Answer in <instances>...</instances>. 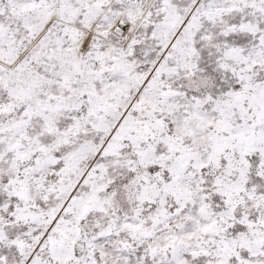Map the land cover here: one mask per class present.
<instances>
[{
  "label": "snow or ice",
  "instance_id": "6c2138e0",
  "mask_svg": "<svg viewBox=\"0 0 264 264\" xmlns=\"http://www.w3.org/2000/svg\"><path fill=\"white\" fill-rule=\"evenodd\" d=\"M0 264H264V0H0Z\"/></svg>",
  "mask_w": 264,
  "mask_h": 264
}]
</instances>
